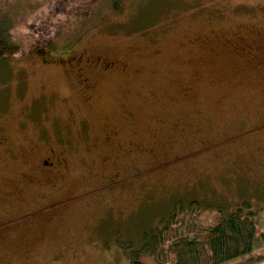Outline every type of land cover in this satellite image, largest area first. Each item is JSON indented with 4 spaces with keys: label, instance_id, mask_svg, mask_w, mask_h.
I'll list each match as a JSON object with an SVG mask.
<instances>
[{
    "label": "rangeland",
    "instance_id": "obj_1",
    "mask_svg": "<svg viewBox=\"0 0 264 264\" xmlns=\"http://www.w3.org/2000/svg\"><path fill=\"white\" fill-rule=\"evenodd\" d=\"M47 2L0 14L23 34ZM111 4L0 62V264H130L121 243L177 200L213 206L205 223L247 201L264 229V0ZM80 54L116 65L82 80Z\"/></svg>",
    "mask_w": 264,
    "mask_h": 264
},
{
    "label": "trees",
    "instance_id": "obj_2",
    "mask_svg": "<svg viewBox=\"0 0 264 264\" xmlns=\"http://www.w3.org/2000/svg\"><path fill=\"white\" fill-rule=\"evenodd\" d=\"M99 2L48 0L41 22L28 26L23 34L15 28L18 17L4 11L0 14V62L24 49L25 33L26 38L55 39L72 17H89ZM111 5L117 12L122 0H112ZM213 208L196 199L177 200L158 224L142 232L139 246L121 243L122 250L130 264H144L139 257L145 253L151 254L157 264H225L244 256L248 257L247 264H264V254L252 255L264 248V229L259 226L261 209L242 201L229 211L216 207L211 222L201 221V213Z\"/></svg>",
    "mask_w": 264,
    "mask_h": 264
},
{
    "label": "flooded vegetation",
    "instance_id": "obj_3",
    "mask_svg": "<svg viewBox=\"0 0 264 264\" xmlns=\"http://www.w3.org/2000/svg\"><path fill=\"white\" fill-rule=\"evenodd\" d=\"M68 63L71 66V68L75 70L76 75L80 77L82 80L84 78L85 70L87 69L107 72V70L113 69L114 66L116 65L115 61H111L106 57H101L99 55L89 57L81 54L77 56L74 60L68 61ZM2 143L3 141L0 140V144ZM58 167L59 164H56L53 161L48 162L43 160L40 170L43 173V175H47L48 173L56 172V169Z\"/></svg>",
    "mask_w": 264,
    "mask_h": 264
}]
</instances>
